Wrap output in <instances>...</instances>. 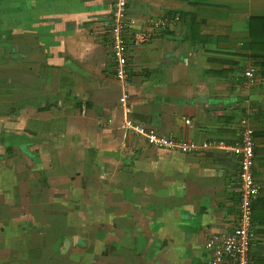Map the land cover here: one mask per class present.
Instances as JSON below:
<instances>
[{
	"label": "crops",
	"instance_id": "0c3cea01",
	"mask_svg": "<svg viewBox=\"0 0 264 264\" xmlns=\"http://www.w3.org/2000/svg\"><path fill=\"white\" fill-rule=\"evenodd\" d=\"M115 2L0 0V264H209L238 223V158L150 148L128 119L226 144L248 120L264 264V0H126V84Z\"/></svg>",
	"mask_w": 264,
	"mask_h": 264
},
{
	"label": "built area",
	"instance_id": "2783aa9c",
	"mask_svg": "<svg viewBox=\"0 0 264 264\" xmlns=\"http://www.w3.org/2000/svg\"><path fill=\"white\" fill-rule=\"evenodd\" d=\"M126 0H116L111 10L108 27L111 43V55L115 60V77L121 84L127 82V58L124 46V31L127 26L134 25L135 21L126 18ZM165 20L156 21V27H163ZM134 43L146 41L145 37L136 36ZM247 79L254 77V69L246 71ZM120 102H125L124 98ZM124 129L144 138L146 144L156 150L179 153L201 154L212 148H221L223 152L234 155L239 160L238 192H239V219L236 228L231 234L212 235L205 244V250L210 255L209 264H249V252L255 239L252 228V203L259 193L253 173L254 167V131L248 125L247 119L240 121L239 139L234 144L205 141L197 143L190 139H173L157 135L140 124L128 119L124 121Z\"/></svg>",
	"mask_w": 264,
	"mask_h": 264
}]
</instances>
